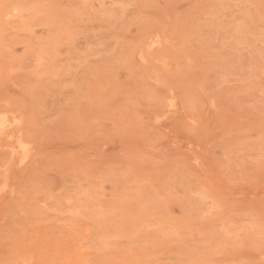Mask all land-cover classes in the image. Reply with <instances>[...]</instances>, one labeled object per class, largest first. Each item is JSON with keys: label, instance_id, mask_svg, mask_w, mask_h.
Masks as SVG:
<instances>
[{"label": "rangeland", "instance_id": "374dc122", "mask_svg": "<svg viewBox=\"0 0 264 264\" xmlns=\"http://www.w3.org/2000/svg\"><path fill=\"white\" fill-rule=\"evenodd\" d=\"M0 121V264H264V0H0Z\"/></svg>", "mask_w": 264, "mask_h": 264}, {"label": "bare ground", "instance_id": "6f19581e", "mask_svg": "<svg viewBox=\"0 0 264 264\" xmlns=\"http://www.w3.org/2000/svg\"><path fill=\"white\" fill-rule=\"evenodd\" d=\"M3 128H4L3 123L0 121V133L2 132Z\"/></svg>", "mask_w": 264, "mask_h": 264}]
</instances>
